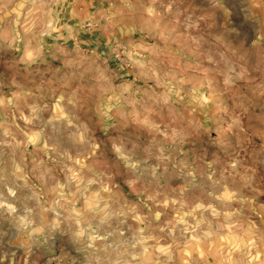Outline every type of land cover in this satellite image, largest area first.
<instances>
[{
    "label": "clouds",
    "instance_id": "9594fccd",
    "mask_svg": "<svg viewBox=\"0 0 264 264\" xmlns=\"http://www.w3.org/2000/svg\"><path fill=\"white\" fill-rule=\"evenodd\" d=\"M14 3L0 0V264H168L174 233L211 254L224 229L264 252L248 219L264 192V0H167L174 19L141 15L135 36L139 0ZM145 32L191 59L154 65Z\"/></svg>",
    "mask_w": 264,
    "mask_h": 264
},
{
    "label": "rangeland",
    "instance_id": "374dc122",
    "mask_svg": "<svg viewBox=\"0 0 264 264\" xmlns=\"http://www.w3.org/2000/svg\"><path fill=\"white\" fill-rule=\"evenodd\" d=\"M20 4V0H15L13 8ZM163 9V12H162ZM167 0H156L155 3H152V0H139V5L137 3H133L130 9L132 22L126 27L130 29V34L135 36L138 34V25L136 20L138 17L143 15V17L147 20L150 19L149 13L150 12H157L161 13L159 19L162 21L164 16H168L169 19H174L170 14L167 13ZM185 9H188L185 12ZM27 9L24 7L19 8V12L21 15V19H23L24 14L26 13ZM181 13H184L180 17L181 22L190 23L191 21H185V17L192 14L193 9L189 8L187 4H182L179 8ZM10 17H14L17 15V12L10 9ZM199 15V12H196ZM3 15V13H0ZM119 31V29H117ZM115 35V34H114ZM145 40L153 44V47L150 50V55L153 59V64L158 65L160 62L167 68H174L178 65H182L183 59L185 54L181 51L180 48L174 47L171 44L167 46L164 43L159 45L155 44V41L148 37L146 32L144 33ZM107 37L105 40L107 41ZM119 39V37H116ZM140 55H144L143 49H137ZM139 58V57H136ZM191 59V58H187ZM192 64L195 65V68H189L188 71H198L200 75H203L204 71H208V69L204 66L200 65L199 61L192 60ZM124 76L130 78V74L123 73ZM183 75V73H182ZM193 81L195 77L191 78ZM171 83V81H169ZM185 87L188 91L195 92L197 89L193 84L192 87L188 88L187 85L189 83L188 80L183 81ZM185 89H181V95L184 94ZM231 163V162H229ZM227 196L228 194L225 193ZM259 204H264V192L258 194V199L253 201V209H249L252 212V215L248 217L250 221L256 224L257 228L261 226V223H264V211L258 207ZM151 207V204H149ZM187 211V209H185ZM205 215H208L207 213ZM177 216V212L174 211L171 207L164 209L161 212V222H167V220H172ZM189 223L193 221L191 218H187ZM182 227V226H181ZM247 227V226H246ZM178 237L176 242L175 251L173 253V259L168 262V264H194V261H197L198 264H204L205 262V255L207 254V250L204 248L203 245L198 247L195 251H192L190 247H184L186 243L182 237L179 236V232L174 233ZM248 241L244 239V233L241 231H235L231 235H228L227 229H224L221 232V236L218 241H213L208 245V249H211V254H207V264H261L264 261V252H257L256 249H251V254L246 255V250L244 248V244H247ZM172 244V240L169 238L166 241L161 240V246L167 249L168 245ZM166 254V253H165ZM165 254H161L162 257ZM259 255V260H254L252 257ZM3 264H14L13 261L5 260Z\"/></svg>",
    "mask_w": 264,
    "mask_h": 264
}]
</instances>
